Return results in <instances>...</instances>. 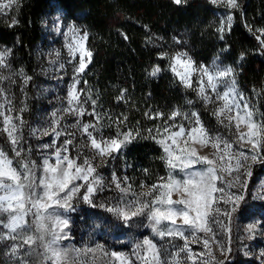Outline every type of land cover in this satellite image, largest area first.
I'll return each instance as SVG.
<instances>
[{
	"label": "snow or ice",
	"instance_id": "snow-or-ice-1",
	"mask_svg": "<svg viewBox=\"0 0 264 264\" xmlns=\"http://www.w3.org/2000/svg\"><path fill=\"white\" fill-rule=\"evenodd\" d=\"M15 2L16 0L7 2L0 0V12ZM174 3L180 4L181 0H174ZM226 6L237 8V0H226ZM232 19V15L226 17L229 29ZM224 24L225 21L222 20L218 29L221 39L224 38L222 34L225 30ZM257 31L260 35H257L256 39L264 49V29ZM69 32L71 33L69 51L79 53L75 72L82 73L92 56L82 43L87 34L84 33L83 37L77 40V30L70 27ZM9 51L7 49L0 51V66H5V58ZM165 55L167 54L162 53V58ZM243 58L244 53H241L240 59ZM169 60V69L174 76L184 87L196 91L199 99L206 105L222 101V104L214 109L213 114L221 124L226 120V127L231 128L234 124L235 138L230 141L210 133L195 111L183 112L179 108L174 109L164 121L166 127L163 132L166 135L157 139L156 135H152L153 129L148 130L149 135L163 149L164 155L161 159L168 169L167 175L159 177L158 182L152 184L147 193H140L135 199L123 205L101 207L126 225L134 217L144 216L155 236L162 240L170 238L169 243L171 240L180 239L183 240V244L179 246L173 244L174 250L170 251L158 246L152 239L144 238L134 245L130 253L108 252L103 246L97 245L96 248L73 249L77 257H87L89 253L99 251L108 257L106 264H188L189 261L191 264H198V257L211 255L210 245L216 239L215 226L221 224L219 217L223 215L230 220L232 214L237 211L241 216L251 211L245 203L248 195L247 178L252 175L249 162L264 164V121L255 119L254 110L246 101L244 94L239 92L235 69L232 66L221 65L217 61H213L211 65L197 66L187 53H177ZM160 71L159 66H155L149 74L156 76ZM79 82L78 78H74L69 87V107L65 111L77 117H83L85 114L94 116L96 121H99L96 100L91 96L81 100L76 89ZM2 92L3 89H0V93ZM125 92L126 90H122L121 99ZM89 101L93 106L90 112L84 107ZM188 103L191 104L192 101L189 100ZM6 104L10 105L11 101L4 97V102H0V118L3 124L0 131L7 133L13 145L12 152L17 159L0 150V241H12L8 254L17 261V264H28L25 257L32 255L36 248L43 249L42 253H37L42 255L43 264H68L70 258L75 264V258L69 256V250L61 247V242L68 239L70 231V220L65 213L75 211L72 201L78 195L85 203L95 207L92 194L97 191L98 186L103 187L102 178L94 175L96 167L91 159L85 157L81 163H77L79 157L70 158L67 153L72 140L66 139L58 147L56 140L43 146L55 149L52 153L54 161L45 156L40 166L42 175L37 182L35 171L37 164L22 155L25 151L22 146V135L13 117L5 114ZM7 111L11 112V108H7ZM145 115L149 119H155L163 117L164 113ZM177 117L187 121V126L182 122L177 124ZM15 120L23 122L19 116ZM125 120L127 117L123 120L117 118L115 122L121 124ZM168 121L173 123L169 125ZM53 124L58 125L59 121H53ZM73 127L87 136L90 147L101 158L120 152L139 135V131L134 136L133 130L128 129L105 138L98 123H84L81 119H77ZM170 128L177 130L170 132ZM39 131L41 130H34V133ZM155 131L157 135L160 134V129ZM42 132L45 135L54 134L57 138L62 134L56 127L51 128V133L48 129ZM64 134L72 135L66 131ZM209 146L213 152L210 155H200L199 149ZM196 165L201 167L197 168ZM112 181L121 193L126 194L130 191L131 186L122 187L121 180L115 174ZM81 188L85 189L83 193L80 192ZM174 193L177 194L176 199L172 198ZM256 198L264 201V195L260 193H257ZM259 206L264 208V203ZM254 228L255 225H249L250 231ZM201 242L206 251L194 253L189 245ZM25 248L27 251L21 254V250ZM81 264H89V261L83 259ZM199 264H208V261L201 259ZM217 264H224V261H217Z\"/></svg>",
	"mask_w": 264,
	"mask_h": 264
},
{
	"label": "rangeland",
	"instance_id": "rangeland-1",
	"mask_svg": "<svg viewBox=\"0 0 264 264\" xmlns=\"http://www.w3.org/2000/svg\"><path fill=\"white\" fill-rule=\"evenodd\" d=\"M210 1L213 2V0ZM4 2H7V0H4ZM214 4L221 7L220 13L223 21H225V26H227L226 17L228 15H232L231 24H233L234 10L240 7V0H237V8L227 7L226 0H217ZM19 6L20 0H16L10 7L5 8L0 12V21L8 23L9 26L14 25L17 20ZM70 27L77 30V40H80L84 33L87 34V38L82 40V43L92 53L91 60L82 73L75 72V68L78 67L79 53H71L68 48V44L71 42ZM44 37L45 42L39 45L36 50V75L34 77L29 73L24 63L15 56L13 46L0 43V51L10 50L5 58V66H0V89H3V92L0 93V102H4V97L11 101L10 105L6 104L5 106V114L13 117L20 130L22 146L25 150L22 155L37 164L35 170L37 182L42 175L40 166L45 156L54 161L52 153L55 149L44 148L43 146L56 140V146L58 147L66 139L72 140V143L68 145L69 151L67 153L70 158L79 157L77 163H81L85 157L91 159L96 167L94 175L102 178L103 187L98 186L97 191L92 194L95 207L85 203L79 198V195L73 199L72 203L75 211L65 213L70 220V231H68V239L61 242V247L69 250V256L75 258V264H81L83 259L88 260L89 264H106L108 257L97 251L81 258L76 256L72 251L73 249L96 248L97 245H101L108 252L130 253L134 245L144 238L152 239L158 246L173 251L172 245H182L183 240L175 239L169 243L170 238L162 240L155 236L146 217H134L126 225L122 220L106 212L104 207H101V205L106 207L117 204L123 205L127 201L135 199L136 195L147 193L150 186L158 182L159 177L167 175L168 169L165 166L164 173L159 172L156 178L154 177L149 181L130 165V157L126 153V149L134 142V139L124 146L120 152L101 158L90 147L87 136L82 134L76 127H73L77 119H81L84 123H98L105 138L115 136L118 131H128V128L123 125L104 127L101 120L96 121L94 116L85 114L83 117H77L65 111L69 107L68 91L74 78H78L80 81L76 85V89L80 93L81 100H86L90 96L82 84L83 76L93 57V52L88 45L87 31L78 23L64 21L62 13L57 12L48 16L45 20ZM178 48L174 55L187 53L197 66L201 64L211 65L213 61H217L221 65H230L219 58H213L210 62L197 61L187 43L179 45ZM85 59L87 61V57ZM235 80L239 92L244 94L246 101L254 110L255 119L264 121V107L260 101V94L258 92H255L253 96L247 94L239 85L236 70ZM193 84L195 86V77H193ZM182 87L187 95L186 105L185 108L179 109L183 112H197L200 121L210 133L220 135L230 141L233 140L235 138L234 124L231 128L226 127L227 121L225 120L224 124H221L213 114L214 109L221 105L222 101L206 105L199 99L196 91L192 88H186L184 85ZM189 100L192 101L191 104L188 103ZM9 107L11 112L7 111ZM84 107L90 112L93 106L89 101ZM96 111L98 112L97 104ZM17 116L22 118V123L15 120ZM56 120L59 121L58 125L53 124V121ZM176 122L177 124L182 122L187 126V121H182L181 117H177ZM172 123V121H168L169 125ZM163 125L160 128V134H155L157 139L161 138L162 135H166L163 132L166 125L165 123ZM2 127V118H0V128ZM52 127H56L62 133L58 138L54 134H43L42 130L44 129H48L51 133ZM34 130L41 131L34 133ZM176 130V128L169 129L170 132ZM65 131L72 135H65ZM158 145L162 149L161 145ZM221 147L223 146L221 145ZM12 148L13 145L10 143L7 133L0 131V150L6 152L9 157L17 159L14 157ZM212 152L213 149L210 146L199 149L200 155H210ZM249 163L251 164L252 175L247 178L248 195L245 203L251 211L243 216L237 211L232 214L230 220L221 215L219 217L221 224L215 226L216 239L210 245L211 255L198 257V264L201 259L207 260L208 264H217V261H224V264H264V255H262L264 253V208L259 206L264 201L256 198L257 193L264 195V164L259 162ZM195 167L201 166L196 165ZM113 174L121 180L122 187L131 186L129 192L126 194L121 193L115 187L112 181ZM125 177L127 178L126 181L124 180ZM77 183H83V181H77ZM84 190V188H81L80 192L83 193ZM143 198L150 199V197ZM172 198L176 199L177 194L174 193ZM222 207L225 206L222 205ZM249 225H255V228L250 231ZM11 243L12 241L8 240L0 241V264H17V261L8 254ZM189 247L194 253L206 251L202 242L191 243ZM227 249H230V251H227ZM26 251L27 248L21 250V254ZM42 252V248H36L32 255L26 256L28 264H43L42 255L37 254ZM68 264H74L73 259L70 258ZM188 264H191V261Z\"/></svg>",
	"mask_w": 264,
	"mask_h": 264
},
{
	"label": "trees",
	"instance_id": "trees-1",
	"mask_svg": "<svg viewBox=\"0 0 264 264\" xmlns=\"http://www.w3.org/2000/svg\"><path fill=\"white\" fill-rule=\"evenodd\" d=\"M220 8L210 0H20L16 23L0 21V43L12 45L34 77L48 16L60 12L64 21L82 25L93 52L82 84L96 100L104 127L123 125L134 136L139 131L126 153L150 181L165 172V164L148 130L155 135L174 109L186 105V92L169 69L179 45L189 44L197 61L219 58L232 65L240 87L250 96L258 92L264 107V49L256 39L257 30L264 29V0H240L231 28L224 24L223 39ZM155 66L161 71L151 76ZM155 112L164 116L145 115Z\"/></svg>",
	"mask_w": 264,
	"mask_h": 264
}]
</instances>
